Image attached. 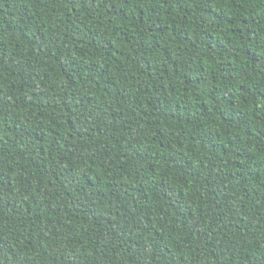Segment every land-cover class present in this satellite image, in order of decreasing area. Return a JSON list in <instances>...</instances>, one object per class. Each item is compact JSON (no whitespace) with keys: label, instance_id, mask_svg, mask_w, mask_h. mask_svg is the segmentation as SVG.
Returning <instances> with one entry per match:
<instances>
[{"label":"trees","instance_id":"1","mask_svg":"<svg viewBox=\"0 0 264 264\" xmlns=\"http://www.w3.org/2000/svg\"><path fill=\"white\" fill-rule=\"evenodd\" d=\"M0 264H264V0H0Z\"/></svg>","mask_w":264,"mask_h":264}]
</instances>
